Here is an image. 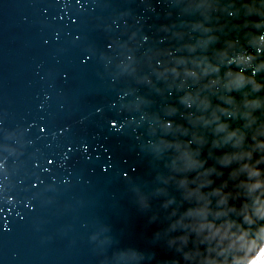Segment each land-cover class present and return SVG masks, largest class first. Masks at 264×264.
Here are the masks:
<instances>
[{"label": "water", "instance_id": "water-1", "mask_svg": "<svg viewBox=\"0 0 264 264\" xmlns=\"http://www.w3.org/2000/svg\"><path fill=\"white\" fill-rule=\"evenodd\" d=\"M260 145L264 0H0V264H255Z\"/></svg>", "mask_w": 264, "mask_h": 264}, {"label": "clouds", "instance_id": "clouds-1", "mask_svg": "<svg viewBox=\"0 0 264 264\" xmlns=\"http://www.w3.org/2000/svg\"><path fill=\"white\" fill-rule=\"evenodd\" d=\"M247 59H251L250 57ZM213 70H218V69H213ZM207 71V69H206ZM244 82V78L242 74H238V79L236 81V85L239 86ZM205 106H207V101H205ZM221 111H227V109H221ZM214 119H218V117L214 116ZM227 129V125L220 124L217 126V131H225ZM233 136H236V132L229 133L228 136L225 139H231ZM216 143H219L217 141ZM237 143H239V139L237 140ZM261 147H264V145H260ZM223 162H227L226 160ZM255 187H259V184L255 185ZM261 215H264V209H258L257 210ZM251 264V262H249ZM255 264H264V255H262L259 259L255 260Z\"/></svg>", "mask_w": 264, "mask_h": 264}, {"label": "rangeland", "instance_id": "rangeland-1", "mask_svg": "<svg viewBox=\"0 0 264 264\" xmlns=\"http://www.w3.org/2000/svg\"><path fill=\"white\" fill-rule=\"evenodd\" d=\"M262 255H264V251L260 254V256L258 257V259H259Z\"/></svg>", "mask_w": 264, "mask_h": 264}]
</instances>
